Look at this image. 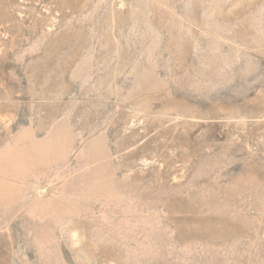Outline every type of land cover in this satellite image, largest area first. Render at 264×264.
<instances>
[{
	"label": "rangeland",
	"instance_id": "1",
	"mask_svg": "<svg viewBox=\"0 0 264 264\" xmlns=\"http://www.w3.org/2000/svg\"><path fill=\"white\" fill-rule=\"evenodd\" d=\"M0 264H264V0H0Z\"/></svg>",
	"mask_w": 264,
	"mask_h": 264
}]
</instances>
